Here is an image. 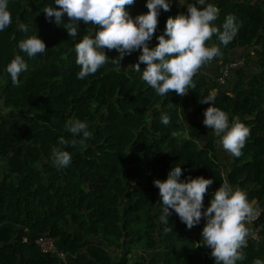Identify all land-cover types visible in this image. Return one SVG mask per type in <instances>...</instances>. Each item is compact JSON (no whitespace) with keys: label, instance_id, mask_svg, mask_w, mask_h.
Returning a JSON list of instances; mask_svg holds the SVG:
<instances>
[{"label":"trees","instance_id":"trees-1","mask_svg":"<svg viewBox=\"0 0 264 264\" xmlns=\"http://www.w3.org/2000/svg\"><path fill=\"white\" fill-rule=\"evenodd\" d=\"M210 1L218 9L213 25L222 30L231 15L238 33L227 46L215 35L207 42L222 53L213 59L215 75L200 69L194 89L163 97L142 80L146 65L140 64V72L132 66L142 49L125 55L120 66L111 60L119 52L104 49L108 62L78 79L75 44L94 36V26L81 23L78 35L70 37L41 12L54 7V0H9L12 24L0 32V159L6 164L0 169V264H216L211 249L200 246L205 219L188 229L171 210L169 223L160 221L162 201L154 180L166 179L176 166L182 167L181 181L213 180L205 210L224 181L255 202L260 214L246 226L258 229L257 236L248 238L245 259L237 264L264 261V0ZM168 2L170 11L160 10L150 48L164 34L167 19L186 14V4L195 0ZM146 4L134 0L127 8L130 16L147 13ZM19 23L28 31L19 30ZM29 36H39L47 50L35 57L21 52L18 43ZM249 47H254L255 69L248 72L250 63H244L220 85L219 67L236 48ZM17 54L27 64L18 86L6 73ZM214 90L213 106L225 111L230 123L238 118L250 129L238 158L203 124L210 104L200 100ZM163 115L168 125L161 122ZM70 119L89 125L86 147L58 143L60 137L73 139L65 130ZM54 147L71 154L68 167L52 164ZM43 234L55 239L66 263L41 252L35 240Z\"/></svg>","mask_w":264,"mask_h":264},{"label":"clouds","instance_id":"clouds-1","mask_svg":"<svg viewBox=\"0 0 264 264\" xmlns=\"http://www.w3.org/2000/svg\"><path fill=\"white\" fill-rule=\"evenodd\" d=\"M8 3L9 0H0V32L12 24ZM133 4L134 0H54V7L45 6L42 9L46 18L50 22L54 18L56 25L66 28L70 37L78 35L81 23L94 26V36L86 35L75 44L76 63L80 67L78 79L95 74L108 62L104 49L119 52V57L111 59L119 66L125 55L142 49L138 62L132 65L137 72L141 71V63L146 65L142 80L160 96L167 97L170 92L183 96L189 89H194L193 78L197 72L222 55L219 46H207V42L215 35L220 44L227 46L238 33L235 17L227 16L221 30L212 23L218 17V9L206 0H195V3L186 4V14L167 19L164 34L158 37L156 47L150 48L148 42L157 30L160 10L170 11L171 5L168 0H147L148 12L132 18L127 8ZM65 14L68 17L66 23ZM18 28L28 31V26L23 23H19ZM18 48L28 57H35L48 47L39 36H29L18 43ZM26 69L25 60L17 54L6 66V73L18 86L19 75ZM216 95L214 90L200 100V103L210 104L205 110L203 124L212 130L218 138L217 144L224 151L238 158L242 155L250 129L238 118L230 123L229 115L213 106ZM161 122L168 125L170 119L163 115ZM65 130L73 139L60 137V145L75 147L79 144L86 147V141L92 137L89 125L79 119L68 120ZM172 135L178 133L173 132ZM51 160L54 166L63 169L70 165L72 156L68 151L54 147ZM182 171L181 166H176L170 169L166 179L154 180L162 201L160 221L167 225L171 210L188 229L205 219L200 246L211 249L216 264H237L244 260L242 249L247 247L248 238L255 236L246 226L255 215V202H249L246 193L239 188L233 189L224 181L213 193L210 206L205 210V195L213 180L200 176L181 181ZM253 264H264V261L255 259Z\"/></svg>","mask_w":264,"mask_h":264},{"label":"built area","instance_id":"built-area-1","mask_svg":"<svg viewBox=\"0 0 264 264\" xmlns=\"http://www.w3.org/2000/svg\"><path fill=\"white\" fill-rule=\"evenodd\" d=\"M242 65H243L242 58H236V59H232V60L227 61L219 69V74L216 78L217 82L221 85L225 84L228 76L231 73V71L235 68L242 66ZM259 214H260V210H255V215L253 216V218L251 219L250 222H247V224H251L252 222H254L258 218ZM257 231H258V229H256L253 232L255 234L254 237L257 236ZM35 242L38 245L41 252L55 254V256L57 257V259L60 262L66 263L65 254L62 251H59L57 249V247L55 245V239L53 237L46 235V234H43V235L38 236L36 238Z\"/></svg>","mask_w":264,"mask_h":264},{"label":"rangeland","instance_id":"rangeland-1","mask_svg":"<svg viewBox=\"0 0 264 264\" xmlns=\"http://www.w3.org/2000/svg\"><path fill=\"white\" fill-rule=\"evenodd\" d=\"M240 56L242 57L243 64L244 63H250L249 67H246V70L248 72H250L253 69H255V65L251 64V63L256 61V56L254 54V47L247 48V50H244V52ZM0 104H1V101H0ZM5 165H6L5 161L0 159V169H3L5 167ZM37 165L39 166L40 164L37 163Z\"/></svg>","mask_w":264,"mask_h":264},{"label":"crops","instance_id":"crops-1","mask_svg":"<svg viewBox=\"0 0 264 264\" xmlns=\"http://www.w3.org/2000/svg\"><path fill=\"white\" fill-rule=\"evenodd\" d=\"M206 3H210L211 4V1L210 0H206ZM243 52L244 51L242 49L236 48L234 50V52H233V58H240L241 57L240 55ZM233 58H231V59H233ZM216 70H217V64L213 60L201 68V71L202 72H205L207 74H212V75H215L216 74Z\"/></svg>","mask_w":264,"mask_h":264}]
</instances>
